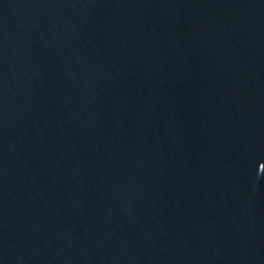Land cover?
Instances as JSON below:
<instances>
[{"label":"water","instance_id":"95a60500","mask_svg":"<svg viewBox=\"0 0 264 264\" xmlns=\"http://www.w3.org/2000/svg\"><path fill=\"white\" fill-rule=\"evenodd\" d=\"M0 264H264V0H0Z\"/></svg>","mask_w":264,"mask_h":264}]
</instances>
